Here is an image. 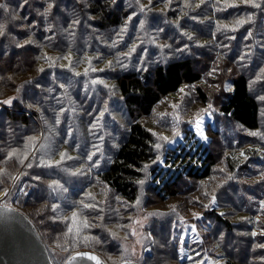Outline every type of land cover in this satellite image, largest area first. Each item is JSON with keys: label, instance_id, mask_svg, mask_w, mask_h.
<instances>
[{"label": "rangeland", "instance_id": "obj_1", "mask_svg": "<svg viewBox=\"0 0 264 264\" xmlns=\"http://www.w3.org/2000/svg\"><path fill=\"white\" fill-rule=\"evenodd\" d=\"M55 1L41 0L40 9H25L23 6L21 7L23 5L21 2L18 10L21 11L23 21H19V24L16 23L19 15H16L13 8L3 9L0 16V27L3 28V34L0 35V49L2 46V48L9 46L12 41L19 47L28 46L26 41H30L31 45L29 46L38 47L37 39L39 40V36L44 33L45 37L40 42L45 46L41 48L38 55L36 54L38 63L35 74L37 76L41 74L45 78L46 74L49 75L50 70H54L53 76H55L58 84L60 86L62 83L65 84L61 99L66 96L64 92L73 85L85 87L88 99H93L102 106L107 115H112L113 120L118 121L121 126V129L118 128V130L124 132L125 122L128 119L124 117L123 112L118 111L120 98L117 94L115 80L123 70L128 69L127 62L130 58H126V56L141 51L143 47L147 46L149 49L157 51L156 54H150L151 58L166 60L177 57L180 52H184L178 50L186 48L182 45L184 38L178 32L183 22L184 29L189 34L207 38L214 33L210 36L213 39L210 44H213L215 48L211 47V57H208L209 64L204 68V77H206L204 90L209 98L205 103H202L194 95L195 87L193 85L181 86L174 96H167L156 106L153 116L151 115L145 123L148 124V128L152 130L155 136V145L161 144L162 147L160 149L155 147L158 156L141 169V175L136 186L138 195L136 200L131 203L123 200L110 188H101L102 186H99L97 180L93 181L79 195L77 193L63 196L62 193H67L71 182L73 183V174H71L73 169L79 167V170H84L87 168L85 162H79L77 159L73 162V159H67V157H73V129L69 127L65 130L66 137L60 136L57 134L55 122L50 125L51 131L47 128L42 129L41 137L28 136L27 127L22 128L23 125L19 123L15 130V122L6 119V112L12 110L15 103L19 104L26 101L29 92L33 97L30 101L31 107L36 113L34 120L41 124L42 121L38 117L42 114L47 115L44 109L50 113L53 111L50 102L53 101L52 96H54L55 90H53L51 79L47 76L45 80L39 83L41 86L37 95L32 94L31 89L34 86L26 89V96L23 97L19 96L20 91L14 90L7 97L0 98V146H5L0 147V203L10 205L30 215L43 232L53 264H62L74 250H79L82 247L99 252L102 258L111 264L124 261L137 264H228V262L233 261L229 257L237 261H244L246 264H264V214L253 211L254 209L261 210V206L257 202L247 201V205L244 207L241 205V199L244 198L243 193L233 195L232 200L224 197L227 202L222 201V204L229 208L228 213L226 212L228 215L226 218L235 223L230 233L231 236L228 235V241H226V234L228 233L226 229L221 227L222 224L214 221V219L210 220L209 217L207 220L205 219L204 212H209L213 207V209L219 210L221 207L220 201L215 199L213 202L214 196L209 197L205 204H198L203 207L198 212V209L194 207L195 203H190V200H187L184 195L161 202L157 200L159 197L152 188V170L157 168L160 171L161 169L158 168L165 169L168 167L163 164L162 154L183 144L186 131L193 133L195 139L203 145L212 143L211 148L216 153H221L222 159L225 156L224 146L226 147V144H215L219 137L213 138L209 133L210 129H220L222 136L227 141L237 139L240 143L246 139L241 134L242 130L240 132L236 125H230L216 111V104L220 100L218 96L224 95L223 81L228 80L229 76L218 72L219 63L218 61L214 62V59L221 57L235 62L237 59L243 60L249 57L257 60L261 58L263 60L261 63L254 64L255 69H257L255 77L264 80V23L257 24L254 15L247 16L246 14L244 20L252 22V24L255 23L247 36L240 39L239 48L242 49H238V44L234 46L230 42L221 44L218 41V39H223L220 34L224 30H227L226 32L235 31L237 34L242 32L237 25L233 26V20H239L237 17L232 16L231 18L229 16V19L219 21L229 14V11L220 8L218 11L211 9L212 15H208L204 21H195L191 17H186L188 14L186 11L188 7L186 6H181L173 13L174 8L177 7V0H121V6L127 14L121 19V23L124 24L120 25L118 29L97 31L85 21L84 30L81 31L77 24H72V21L75 20L73 15H75V9L78 8L76 5L83 4L84 8L87 0H69L71 8L63 2L64 8L72 9L73 13H69L68 16L71 20L66 25H61V20L58 17L54 16V19L51 17L53 7L48 9V4L55 5ZM9 2L10 0L7 2L0 0V10L3 3ZM256 2L260 5L263 4L264 7V0H256ZM204 4L206 3L202 1L192 10L198 12ZM176 12L177 15H175ZM31 13H38L40 23H37L38 19L36 20V18L32 20ZM169 15H172L176 21L168 19ZM149 16H156L158 19L162 17L164 21L160 23L161 25H157V22H149ZM248 17L252 19L248 20ZM262 17L264 19V14ZM166 25L176 27L177 32L172 42L168 38ZM24 32L25 34L29 32V34L24 37ZM18 33L20 37L25 39H16L14 35ZM200 40L198 39L199 43ZM89 43L98 46V50L90 53L87 50L84 52ZM170 45H172L170 50L165 52L162 50V48H168ZM133 46H135V51H131ZM204 50L202 47L199 48V55L205 54L202 52ZM206 51H210V49H206ZM0 54L2 55L1 50ZM141 56L143 55L141 54ZM65 57H69V59H65ZM19 63H22L21 59H19ZM141 64H145L144 58H142ZM61 71L63 74L60 83ZM86 71L87 74L85 75ZM76 73H80V75H76ZM46 79H50V82L48 83ZM257 79L252 81L251 91L260 98L264 96V88L256 84ZM36 80L32 79V81ZM93 80L103 81V83L93 84ZM225 87L232 89L231 85L227 83ZM71 92L73 93V90ZM7 100H12V103H4ZM189 103L190 105H188ZM209 104L212 105L211 109L208 108ZM47 106L49 107L46 108ZM262 106L264 110V101H262ZM197 120L202 122L201 128L204 135L207 136V140L198 133ZM261 123L264 127V117ZM112 128L111 126L110 129ZM118 130H111L108 135L113 138L114 144L120 142V135L117 137ZM176 132L180 134L178 137L175 136ZM30 137L36 139L30 141ZM163 137H167L169 141L175 140V143H168ZM32 144H34V149L30 150ZM49 151L54 159L39 165V168L44 167V170L47 171V174L42 173L44 176L53 175V168L57 169V176L62 178L60 195L54 192V190L60 192L52 184L55 180L43 179L38 176L41 181L36 183L30 180V174L23 173L21 169L14 172L10 179L2 181L7 175V163L23 167L28 158L32 157L35 152L34 156L45 152L44 155L47 157ZM61 152L66 153V157L62 163L56 164L61 159L59 155ZM5 154L6 156H4ZM154 161L156 162L154 163ZM48 164L53 166L49 167ZM216 177L217 179L211 182L213 190L224 187L225 180L228 179L224 169L222 172L218 171ZM220 178H225V180ZM141 180L144 181L143 184L139 183ZM248 184L253 186L250 182ZM47 187L49 192H47ZM35 189L38 190L33 191ZM85 204L95 205V207L85 208ZM54 205L58 206L55 210H53ZM254 205L257 208H254ZM73 212L77 213L75 220L72 218ZM251 214H256L252 220L255 227H258L255 235L252 236L250 231L245 230V223ZM85 221L88 224L87 227L83 226ZM76 225H79L80 228ZM95 227H98V232H92V230H96ZM102 227L108 237L112 239L111 249H108L107 244L101 239ZM69 229L72 231L69 232ZM219 229H222V233L216 235ZM175 240L179 242L177 253L172 246V241ZM175 243L177 244V242Z\"/></svg>", "mask_w": 264, "mask_h": 264}, {"label": "trees", "instance_id": "obj_2", "mask_svg": "<svg viewBox=\"0 0 264 264\" xmlns=\"http://www.w3.org/2000/svg\"><path fill=\"white\" fill-rule=\"evenodd\" d=\"M202 1L206 4H204L200 11L196 12L192 10L194 6L199 5ZM21 2H23V8L25 9H40L41 7V0H27L26 4L24 0H10L9 3H3L1 6L0 16L3 13V9L13 8L16 11V15H19V19L16 20V23L19 24V21H23L21 11L18 10ZM63 2L71 8L69 0H56L52 8L51 17L53 19L58 17L61 20V25H66L71 20L68 15L72 13V9L64 8ZM121 5V0H87L84 8L83 4L76 5L78 8L75 9V15L73 16L75 20H79L77 27L81 31L84 30L85 21L97 31L114 30L124 24L121 23V19L127 14ZM176 5L177 7L174 8L173 13L181 6H186L188 7L186 17H191L195 21H204V18L212 15V10L218 11L220 8L229 11V14L226 18L219 19V21L229 19V16L244 20L247 14V16L254 15L257 24L264 23L262 17V14H264L263 4L260 8H255L251 4H243L242 0H177ZM175 15H177V12ZM31 17L32 20L34 18L38 19L37 23H40L38 13H31ZM167 18L171 21H176L172 15H169ZM81 19L83 20L81 21ZM163 21L164 18L162 17L158 19L156 16H149V22L151 23L157 22V25H161L160 23ZM254 23L246 21L244 24L238 25L233 20V26L237 25L242 32L237 34L235 31L226 32L227 30H224L220 34L223 39H218V41L221 44L230 42L234 46L238 44V49H242L239 48V41L241 38L247 36L248 32L253 28ZM166 28V32L169 35L168 38L172 42L177 32L176 27L166 25ZM43 31L45 32V30ZM53 31L56 33L55 30ZM178 32L183 36L182 45L186 48H183L184 52H180V55L178 54L177 57L166 60L151 58L150 54H156L157 51L149 49L147 46L143 47L141 51L126 56V58H130L127 62L128 69L123 70L115 80L117 94L120 98L118 111L123 112L124 117L128 119L125 122L124 132L118 130V128L121 129V126L118 124V121L113 120L112 115H107L101 105L93 99H88L85 87L73 85L64 92L66 96L61 99L64 87H61L55 80V76H53L55 74L54 70H50L49 75L46 74L45 76V78L49 76L53 90H55L54 96H52L53 101L50 102L53 111L50 113L44 109L47 115L42 114V116L38 117L42 121L41 124L34 120L36 113L31 107L30 101L33 97L29 92L27 93L26 101L19 104L15 103L13 109L6 112V119L15 122V130L17 125L21 123L23 125L22 128L27 127L29 131L28 136L41 137L40 133L42 129L47 128L51 131L50 125H53L55 122L57 124V134L60 136L66 137L65 130L69 127L73 129V162L75 159L79 162H85L87 168L84 170L80 169V174L73 175V183L71 182L67 193H62L63 196L77 193L79 195L93 181L97 180L99 186H102L101 188H110L123 200L131 203L134 202L138 195L136 186L141 175V169L146 164H150L158 156L155 149V136L145 121L150 119L151 115L153 116L156 106L163 99L167 96H174L181 86L193 85L195 87L193 93L197 97V100L202 103L208 100L209 96H207V92L204 90V82L206 80L204 68L209 64L208 57H211V47L215 48L213 44H210L211 40H213L210 36L214 33L207 38L189 34L184 29V22L181 24ZM28 34L29 32L26 34L24 32V37ZM71 35L73 34L71 33ZM14 36H16V39H25L24 37H20L19 33ZM189 36L192 39H189ZM44 37L43 33V35L39 36V40L37 39L39 43L38 47L29 46L31 45L30 43L26 47H19L13 41L9 46L1 47L0 98L7 97L14 90L20 91V94L18 93L20 97L26 96V89L33 86L31 89L32 94H38L41 86H39V83L45 80V78L41 74L38 76L35 74L38 63L36 58H38L37 55L41 52V48L45 46L40 42ZM198 39H201L200 43ZM202 41L205 42L202 43ZM56 42L58 41L56 40ZM201 47L205 49L202 51L205 54L199 55V48ZM85 48L84 52L87 50L88 53L98 50V46H93L90 43ZM171 48L172 45L168 48H162V50L165 52ZM206 49H210V51H206ZM142 58L145 59L144 65L141 64ZM19 59L22 60L21 64L19 63ZM216 59H214V62L218 61L219 63L218 72L229 76L228 80L223 81L224 95L218 96L220 100L216 104V111L230 125H236L240 132L242 130L241 134L246 139L240 143L237 139L227 141L222 136L220 129H210L209 133L212 137L218 136L220 139H217L215 144H226V147L224 146L225 156L222 159L223 155L221 156V153H216L211 148L212 143L203 145L195 139L193 133L186 131L183 144L176 146V148H171L170 151L162 154L164 158L163 164L168 167L165 169L158 168L161 169L160 171L157 168L152 170V188L159 197L157 200L161 202L184 195L187 200H190V203H195L194 207L198 209V212L203 209L198 204H205V201L209 197L214 196L217 201L221 202V207L219 210L213 209V207L209 212H204L205 219L207 220L209 217L210 220L214 219V221L221 223V227L227 230L226 241H228L227 237L228 235L231 236L230 233L235 223L233 221L230 222L226 218L228 217L227 211L229 208L224 207L222 204V201L227 202L224 197L232 200L233 195L243 193L244 198L241 199V205L245 207L247 201L251 203L257 202L261 206V210L254 209L253 211H259L264 214V127L261 123L264 117V110L259 96H256L251 91V83L257 79L255 77L257 69H255L256 66L254 64L261 63L263 60L251 57L243 60L237 59L235 62L221 57ZM99 73L102 72L99 71ZM62 74L63 72L61 71L59 77L60 83L62 82ZM32 79L37 80L32 81ZM50 79H46L48 83ZM263 81V79L259 78L256 84L264 88ZM226 83L230 84L232 89H227L225 87ZM62 85L64 86L65 84L62 83ZM2 88H4V91H2ZM72 90L74 95L71 92ZM57 119L59 120L58 123ZM111 126L113 127L112 129H110ZM111 130H118L117 137L120 135V142L118 144H114L113 138L108 136ZM251 133H257V135H252ZM34 144H32L30 150L34 149ZM36 152L32 157L28 158L27 163L23 167L7 163V175L2 181L10 179L14 172L21 169L23 173L30 174V180L36 183L37 181H41L40 178H50V180L57 181L60 187L55 186V188L60 190V192L55 190L54 192L60 195L62 192V178L57 176V169L53 168V175L44 176L42 173L47 174V171L44 170V167L39 168V165H43L44 162L48 163L54 158L51 156L50 151L47 157L44 155L45 152L34 156ZM92 153H95V155L89 161L87 156ZM28 164H31L32 167H28ZM77 169H73V173ZM223 169L226 171V176H228L227 180L220 178L226 181L225 186L213 190L211 182L217 179L218 171L222 172ZM38 176H40L39 179H37ZM248 182L252 183L253 186L249 185ZM36 190L38 189L33 191ZM47 192H49L48 187ZM254 208H257V206L254 205ZM21 212L32 221L45 246H47L43 232L36 225V222L31 219L30 215L25 214L23 211ZM255 216L256 214L248 216V221L245 223V230L250 231L251 236L258 230V227H255L252 220ZM76 226L80 228L79 225ZM94 229L96 230H92V232H98V227ZM103 229L102 227L101 231L103 233L101 234V239L107 244L108 249H111L112 239L108 237L106 231ZM221 231L222 229L217 230L216 235L222 233ZM176 240L172 241V246L177 253L179 242ZM251 241L254 243L252 239ZM83 248L74 250L73 253L81 250L94 252ZM97 254L102 258L99 252ZM176 257L179 259L177 255ZM229 259L233 261L228 262V264H234V262L235 264H246L244 261H237L230 257Z\"/></svg>", "mask_w": 264, "mask_h": 264}, {"label": "water", "instance_id": "obj_3", "mask_svg": "<svg viewBox=\"0 0 264 264\" xmlns=\"http://www.w3.org/2000/svg\"><path fill=\"white\" fill-rule=\"evenodd\" d=\"M46 247L26 215L10 205L0 203V264H53ZM62 264L109 263L95 252L81 250L70 255ZM116 264H125V261Z\"/></svg>", "mask_w": 264, "mask_h": 264}, {"label": "snow or ice", "instance_id": "obj_4", "mask_svg": "<svg viewBox=\"0 0 264 264\" xmlns=\"http://www.w3.org/2000/svg\"><path fill=\"white\" fill-rule=\"evenodd\" d=\"M24 3L26 4V3H27V0H24ZM243 3H245V4H251V5H252L253 7H255V8H260V7H261V5H260L259 3H256L255 0H243ZM22 6H23V5H21V7H22ZM53 6H54V5H53L52 3H49V4H48V9H51ZM229 6H234V5H229ZM129 19H131V18H129ZM251 19H252L251 17H248V20H251ZM245 22H246V21L243 20V19H240V20H237V21H236V23H237L238 25H239V24H244ZM72 24H73V25H75V24H79V20H74V21H72ZM225 27H226V26H225ZM234 30H235V29H234ZM2 34H3V28L0 27V35H2ZM249 34H250V33H249ZM188 38H189V39H192L191 36H189ZM25 43H30V41H26ZM164 47H167V45H164ZM131 51H135V46L132 47ZM178 51H183V49H179ZM65 59H69V57H65ZM109 63H111V62H109ZM41 71H43V69H41ZM93 71H96V69H93ZM101 71H102V69H101ZM86 74H87V71L85 72V75H86ZM76 75H80V73H76ZM92 83H93V84H95V83H103V81L93 80ZM105 86L107 87V85H105ZM61 87H63V85H61ZM181 91H183V90H181ZM260 100L264 101V96H261V97H260ZM4 103L11 104V103H12V100L4 101ZM174 107H176V106L174 105ZM208 108L211 109V108H212V105L209 104V105H208ZM101 115H103V113H101ZM58 122H59V120L57 119V123H58ZM201 123H202V122H201L200 120H197V121H196V128H197V131H198V133L201 135V137H202L203 139L207 140V136L204 135L203 129L201 128ZM251 134H252V135H257V133H251ZM179 135H180L179 132H176V133H175V136L178 137ZM29 139H30V141H34L36 138H35V137H30ZM163 139H164L166 142H168V143H175V140H171V141H169V140L167 139V137H163ZM155 147H156V149H160V148L162 147V145H161V144H156ZM59 155H60L61 159H60V161H57L56 164L62 163L63 160H64L65 157H66V153H64V152H61ZM93 155H95V153L89 154V155L87 156V159H88L89 161H91L92 158H93ZM67 159H73V157H67ZM157 159H159V158H157ZM155 162H156V161H154V163H155ZM48 166L51 167V166H53V165H52V164H48ZM28 167H32V165H31V164H28ZM71 174H73V175L80 174V170L77 169L76 172L71 173ZM37 179H39V177H37ZM139 183H140V184H143L144 181L141 180V181H139ZM52 184L55 185V186H57V187H60V185H59V183H58L57 181H53ZM65 190H66V189H65ZM213 202H215V197H213ZM137 203H139V201H137ZM56 207H58V206L54 205V206H53V210H55ZM84 207H85V208H94L95 205L85 204ZM76 216H77V213H76V212H73V213H72V218H73V220H75ZM101 219H102V217H101ZM83 226H84V227H87V226H88V224H87L86 221L83 222ZM71 231H72V229H69V232H71ZM253 235H255V233H253ZM73 259H74V258H73ZM90 259H96V257H90ZM125 264H128V262L125 261Z\"/></svg>", "mask_w": 264, "mask_h": 264}]
</instances>
